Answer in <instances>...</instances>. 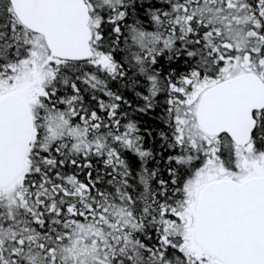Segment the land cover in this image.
<instances>
[{
  "label": "snow or ice",
  "instance_id": "snow-or-ice-1",
  "mask_svg": "<svg viewBox=\"0 0 264 264\" xmlns=\"http://www.w3.org/2000/svg\"><path fill=\"white\" fill-rule=\"evenodd\" d=\"M0 264H264V0H0Z\"/></svg>",
  "mask_w": 264,
  "mask_h": 264
}]
</instances>
